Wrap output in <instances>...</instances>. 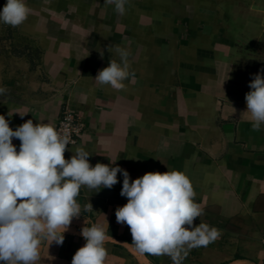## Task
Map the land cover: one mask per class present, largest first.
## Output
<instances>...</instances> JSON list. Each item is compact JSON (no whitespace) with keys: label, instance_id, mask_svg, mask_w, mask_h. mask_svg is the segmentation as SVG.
Returning a JSON list of instances; mask_svg holds the SVG:
<instances>
[{"label":"crops","instance_id":"obj_1","mask_svg":"<svg viewBox=\"0 0 264 264\" xmlns=\"http://www.w3.org/2000/svg\"><path fill=\"white\" fill-rule=\"evenodd\" d=\"M25 2L31 14L4 38L27 46L0 57V87L7 89L0 115L10 128L29 119L55 127L68 105L84 127L66 160L82 147L92 166L118 165L130 180L168 170L190 178L204 209L194 224L220 235L192 249L183 264H264V126L253 131L244 113L251 80L239 92L243 66L224 34L221 0H130L123 16L105 0ZM5 4L0 0V11ZM111 44L132 54L135 79L120 91L94 80L110 59L119 60L107 50ZM12 143L19 152L20 140ZM117 179L111 189L81 187L77 201L82 208L90 202L93 211L73 218L62 245L41 239L37 264H71L86 243L81 229L93 224L108 236L105 264H173L131 245L129 226L116 221L117 207L127 203L121 173Z\"/></svg>","mask_w":264,"mask_h":264},{"label":"clouds","instance_id":"obj_2","mask_svg":"<svg viewBox=\"0 0 264 264\" xmlns=\"http://www.w3.org/2000/svg\"><path fill=\"white\" fill-rule=\"evenodd\" d=\"M104 4L114 5L115 12L123 16L130 0H105ZM31 12L25 0H6L0 11V23L18 27ZM107 50L115 51L119 60L110 59L94 80L100 86L124 90V82L135 79V72L130 70L131 51L119 44H111ZM100 55L103 58V51ZM261 73L264 69L253 75L250 91L245 94L244 113L250 114L253 131L264 126ZM6 93L7 89L0 87V97ZM13 138L21 142L19 152ZM70 143V138L61 135L51 124H34L29 119L13 130L5 116L0 115V262L3 264H37L41 259V239L62 245L63 233L73 218H78L82 210L93 211L90 202L83 208L78 203L81 187L111 189L118 183V173L123 176L120 195L127 198V203L117 207L116 221L129 226L131 245L139 254L166 255L173 264H183L192 249L207 247L218 239L220 230L216 227L203 222L194 224L204 209L195 202L196 193L184 172H147L130 180L128 171L118 165L98 162L92 166L89 152L82 147H77L75 154L66 160L64 153ZM80 234L86 243L75 252L71 264H105L108 256L105 229L93 224L83 227Z\"/></svg>","mask_w":264,"mask_h":264},{"label":"rangeland","instance_id":"obj_3","mask_svg":"<svg viewBox=\"0 0 264 264\" xmlns=\"http://www.w3.org/2000/svg\"><path fill=\"white\" fill-rule=\"evenodd\" d=\"M217 10L221 12L224 34L233 41V54H237L236 63L243 66V83L239 92L244 94V81H250L254 74L264 69V0H221ZM11 29V26L1 25L0 57L9 47L17 52L27 46L25 42L4 38L5 33ZM246 66L251 71L247 79Z\"/></svg>","mask_w":264,"mask_h":264},{"label":"built area","instance_id":"obj_4","mask_svg":"<svg viewBox=\"0 0 264 264\" xmlns=\"http://www.w3.org/2000/svg\"><path fill=\"white\" fill-rule=\"evenodd\" d=\"M83 127L84 121L79 115H76L66 104L61 107L55 128L61 135H67L70 138L72 143L68 146L77 141Z\"/></svg>","mask_w":264,"mask_h":264}]
</instances>
